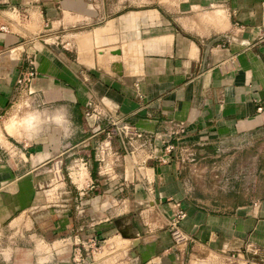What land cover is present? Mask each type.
<instances>
[{
	"label": "crops",
	"instance_id": "crops-1",
	"mask_svg": "<svg viewBox=\"0 0 264 264\" xmlns=\"http://www.w3.org/2000/svg\"><path fill=\"white\" fill-rule=\"evenodd\" d=\"M0 11V264H264V161L217 198L190 171L198 151L233 150L237 164L262 147L264 0Z\"/></svg>",
	"mask_w": 264,
	"mask_h": 264
},
{
	"label": "rangeland",
	"instance_id": "rangeland-1",
	"mask_svg": "<svg viewBox=\"0 0 264 264\" xmlns=\"http://www.w3.org/2000/svg\"><path fill=\"white\" fill-rule=\"evenodd\" d=\"M249 140L252 139H246L247 142H249ZM254 141L262 144V147L258 150V154H256L257 151L255 149H253V151L243 150L239 153V160L236 161L237 164L231 160L233 150H217L213 153L209 150L198 151L197 165H194V168L190 169V171L194 173L193 178L195 177V184L200 185L205 191V194L213 195L217 198L219 192L225 191L226 183L230 184V180L234 179V174H240L241 176L245 174L247 170L253 169L256 159L264 161V137L258 139L254 138ZM219 163L228 166L226 174H224V171L219 172ZM238 164H241L242 166H238Z\"/></svg>",
	"mask_w": 264,
	"mask_h": 264
},
{
	"label": "built area",
	"instance_id": "built-area-1",
	"mask_svg": "<svg viewBox=\"0 0 264 264\" xmlns=\"http://www.w3.org/2000/svg\"><path fill=\"white\" fill-rule=\"evenodd\" d=\"M5 29H6V25L2 22V13L0 11V30H5ZM34 75H35L34 64H33L32 60H30L27 67L25 69H23L22 71H20V74L17 77V84L21 88L27 87L28 83L30 82V80L33 78ZM88 106H86V110L84 112L85 115L86 116H91V115L95 116L96 114H94V111H92ZM108 121L114 127V130L117 129L122 134L128 135V134L132 133L129 125H127L126 123H117V119H115V117H108ZM179 131H182V127H179ZM108 133H109V131L107 132V134ZM159 148L164 150L165 153H168L173 148V144L170 141V138L165 137V138L161 139V143L159 145ZM152 154L153 153H150L149 155L151 156ZM155 157L158 158L159 160H162V161L165 160L164 158L161 157V155H156ZM174 205H175V208L172 211V214L168 220V223H169V226L172 228V230L175 231L176 222L178 219H180L184 216V211L178 205V203H174Z\"/></svg>",
	"mask_w": 264,
	"mask_h": 264
},
{
	"label": "water",
	"instance_id": "water-1",
	"mask_svg": "<svg viewBox=\"0 0 264 264\" xmlns=\"http://www.w3.org/2000/svg\"><path fill=\"white\" fill-rule=\"evenodd\" d=\"M209 45H210V43H209ZM112 69H113L116 73H119L118 63H114V64H112ZM137 242H138V239H137V238H133V239H132V242H131V246L133 247Z\"/></svg>",
	"mask_w": 264,
	"mask_h": 264
}]
</instances>
